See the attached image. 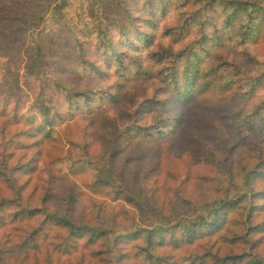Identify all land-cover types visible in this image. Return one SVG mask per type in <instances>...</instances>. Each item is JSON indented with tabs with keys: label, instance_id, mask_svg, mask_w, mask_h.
Wrapping results in <instances>:
<instances>
[{
	"label": "trees",
	"instance_id": "obj_1",
	"mask_svg": "<svg viewBox=\"0 0 264 264\" xmlns=\"http://www.w3.org/2000/svg\"><path fill=\"white\" fill-rule=\"evenodd\" d=\"M0 264H264V0H0Z\"/></svg>",
	"mask_w": 264,
	"mask_h": 264
}]
</instances>
